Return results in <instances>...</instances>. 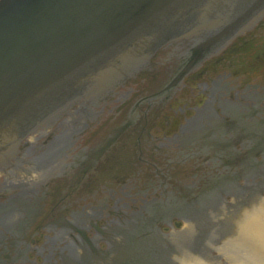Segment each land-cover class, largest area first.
<instances>
[{
    "label": "flooded vegetation",
    "instance_id": "obj_1",
    "mask_svg": "<svg viewBox=\"0 0 264 264\" xmlns=\"http://www.w3.org/2000/svg\"><path fill=\"white\" fill-rule=\"evenodd\" d=\"M194 47H164L0 164V264H148L190 208L264 180V16L202 60Z\"/></svg>",
    "mask_w": 264,
    "mask_h": 264
},
{
    "label": "water",
    "instance_id": "obj_2",
    "mask_svg": "<svg viewBox=\"0 0 264 264\" xmlns=\"http://www.w3.org/2000/svg\"><path fill=\"white\" fill-rule=\"evenodd\" d=\"M263 16L264 0H2L0 164L58 112L106 98L169 44L191 38L202 60ZM189 216L185 235L150 243L148 264H264V180Z\"/></svg>",
    "mask_w": 264,
    "mask_h": 264
}]
</instances>
